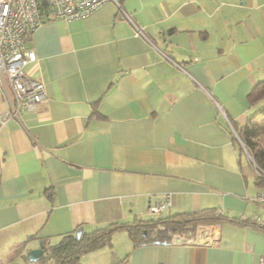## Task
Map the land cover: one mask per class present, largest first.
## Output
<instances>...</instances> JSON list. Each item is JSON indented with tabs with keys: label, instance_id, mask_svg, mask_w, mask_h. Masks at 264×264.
Segmentation results:
<instances>
[{
	"label": "crops",
	"instance_id": "0c3cea01",
	"mask_svg": "<svg viewBox=\"0 0 264 264\" xmlns=\"http://www.w3.org/2000/svg\"><path fill=\"white\" fill-rule=\"evenodd\" d=\"M27 41L29 77L46 86L31 112L0 121V264L63 235L215 209L189 243L135 245L117 230L83 264H260L264 192L234 132L264 104V0H123ZM14 102L0 88L1 116ZM125 232V234H124ZM195 232V231H192ZM202 238H208L207 243ZM58 240L56 243H52ZM32 263V262H31ZM35 264V263H33Z\"/></svg>",
	"mask_w": 264,
	"mask_h": 264
},
{
	"label": "built area",
	"instance_id": "2783aa9c",
	"mask_svg": "<svg viewBox=\"0 0 264 264\" xmlns=\"http://www.w3.org/2000/svg\"><path fill=\"white\" fill-rule=\"evenodd\" d=\"M123 0H0V88L10 94L14 108L1 116V123L10 117H17L22 111L31 112L46 100V86L37 79L28 76L26 68L36 62V53L27 47V41L44 23L51 20L73 22L83 19L107 4H114L121 13V19L133 24L139 35L144 36L142 28L134 24L131 15L122 7ZM237 142L248 157L255 174L259 169L251 160L249 153L238 134ZM255 202L264 208V192L255 197ZM171 196L155 203H149L148 216L160 218L171 207ZM264 227V221L258 219ZM203 230V229H202ZM191 233H174L172 243H189ZM207 243L208 238H202ZM264 264V257L260 258Z\"/></svg>",
	"mask_w": 264,
	"mask_h": 264
},
{
	"label": "trees",
	"instance_id": "16d2710c",
	"mask_svg": "<svg viewBox=\"0 0 264 264\" xmlns=\"http://www.w3.org/2000/svg\"><path fill=\"white\" fill-rule=\"evenodd\" d=\"M264 100V81L255 85L249 94V101L255 105ZM241 142L247 149L252 161L259 169L256 173L257 184H264V104L249 117L244 128L237 130ZM237 141V140H236ZM232 221L252 224V220L229 218L215 209L199 212L179 213L168 217L139 219L133 223H113L92 233L71 232L62 236L61 240L51 246L44 247L42 257L35 264H83V255L111 245L113 234L120 229L126 230L135 245L151 243H169L174 233L196 231L202 224H215ZM28 259V256H27Z\"/></svg>",
	"mask_w": 264,
	"mask_h": 264
},
{
	"label": "water",
	"instance_id": "95a60500",
	"mask_svg": "<svg viewBox=\"0 0 264 264\" xmlns=\"http://www.w3.org/2000/svg\"><path fill=\"white\" fill-rule=\"evenodd\" d=\"M81 231L77 232V235H81ZM44 253V245L43 242H40V246L37 249H32L27 253L28 259L30 262L35 263L37 262L43 255Z\"/></svg>",
	"mask_w": 264,
	"mask_h": 264
},
{
	"label": "rangeland",
	"instance_id": "374dc122",
	"mask_svg": "<svg viewBox=\"0 0 264 264\" xmlns=\"http://www.w3.org/2000/svg\"><path fill=\"white\" fill-rule=\"evenodd\" d=\"M204 225H205V224H202V225L197 226L195 232H192V230H189V231L185 232L184 234H188V233L193 234V233L198 232V230H201V231H202V229H200V228H202V227H200V226H204ZM124 234H125V232H124ZM57 241H58V240H54L52 243H56ZM9 264H33V263H31V262L25 263L24 261L18 260V261H13V262H11V263H9Z\"/></svg>",
	"mask_w": 264,
	"mask_h": 264
}]
</instances>
